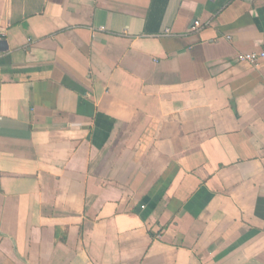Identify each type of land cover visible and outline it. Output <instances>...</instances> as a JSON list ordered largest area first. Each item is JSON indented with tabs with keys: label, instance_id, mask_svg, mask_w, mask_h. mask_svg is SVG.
<instances>
[{
	"label": "crops",
	"instance_id": "1",
	"mask_svg": "<svg viewBox=\"0 0 264 264\" xmlns=\"http://www.w3.org/2000/svg\"><path fill=\"white\" fill-rule=\"evenodd\" d=\"M259 53L264 0H0V264H264Z\"/></svg>",
	"mask_w": 264,
	"mask_h": 264
},
{
	"label": "built area",
	"instance_id": "2",
	"mask_svg": "<svg viewBox=\"0 0 264 264\" xmlns=\"http://www.w3.org/2000/svg\"><path fill=\"white\" fill-rule=\"evenodd\" d=\"M194 27H199V22H194ZM101 30H103L101 28ZM169 31H164V35H168ZM264 58V53L259 54H239L237 55V61L247 62L249 64H256L260 59Z\"/></svg>",
	"mask_w": 264,
	"mask_h": 264
}]
</instances>
